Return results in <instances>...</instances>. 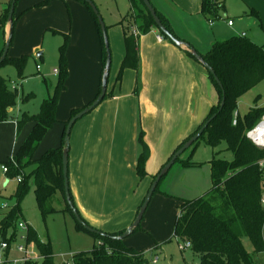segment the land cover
<instances>
[{
  "label": "trees",
  "instance_id": "trees-1",
  "mask_svg": "<svg viewBox=\"0 0 264 264\" xmlns=\"http://www.w3.org/2000/svg\"><path fill=\"white\" fill-rule=\"evenodd\" d=\"M50 1L43 0L37 4V7L47 6ZM77 1L86 6L94 18L101 37L103 59L106 64V50L98 20L92 9L85 2ZM129 4L130 10L120 23L124 29L125 56L117 76V84L121 85L125 70L136 71L135 95L138 97L141 71L140 37L147 35L154 28L158 29V27L144 5L143 0H129ZM224 5L222 0H201V13L207 20L212 18V20L217 21L221 19L220 13L225 11ZM9 11L7 6L2 16H0V30L5 29ZM156 11L166 29L180 39L173 31L168 19L157 9ZM253 13L258 17L257 12ZM132 26L138 32L137 36H135ZM160 34L164 39L171 42L161 32ZM188 55L192 57L190 54ZM201 55L213 68L223 85L225 105L223 110L219 112L224 96L214 77L209 74L210 80L218 92V103L211 108L207 118L197 130L176 148L172 156L213 115L217 114L204 134L193 146L197 147L201 140L205 141L206 145L213 149H218L225 145L227 151L232 153L233 160L221 159L218 157L220 153L217 152L214 154L209 163L211 189L199 198L184 199L179 202L175 236L181 239L186 247L189 245L188 248L200 257L201 264H259L256 257L264 254V208L261 205V198L264 192V175L258 167V162L264 159V150L258 148L247 137V133L264 116V107L253 108L243 116L235 112L237 111L240 97L264 81V47L253 43L245 36L234 37L231 40L214 43L207 54ZM24 63L25 59L6 58L1 65H14L21 77ZM59 65L61 71L58 73V83L53 94H48L47 98L44 99L40 112L36 115L24 113L15 120L18 134L30 123L34 124L33 129L20 146L17 154L7 161L1 162L3 166L8 167V173L6 174L8 181L22 177V181L18 182L15 192L18 205L13 207L1 221L0 235L3 237H5L7 229L13 224L15 216L21 211L20 203L29 190L30 177L35 179L36 203L44 218L56 212V209L49 207V204L51 205L54 202L57 193H61L66 202L62 160L63 145L59 149L47 151L40 159L34 160L35 154L46 134L58 122L59 99L62 92L66 89V82L69 77L65 46L60 51ZM100 92L101 85L98 95ZM113 96V92H107L104 100ZM18 98V90H12L8 81L0 76V123L10 120L11 112L16 108ZM33 98V94L23 96L22 102H29ZM83 108L73 109L70 119L76 116ZM70 119L66 123V128ZM138 143L141 147V152L138 156L136 172L141 182L148 175L146 164L151 154L150 148L144 140V133L141 130ZM182 156L175 164L179 163L186 169L201 167V165L191 161L190 158L182 159ZM26 169H31L30 175H24ZM160 184L155 192L160 189ZM72 201L74 203L73 197ZM66 206V209L62 211H69L74 217L67 202ZM74 206L77 209L75 203ZM80 216L89 225L81 214ZM77 225L80 230L89 233L78 222ZM140 226L137 230L140 229ZM100 232L104 233L105 236L89 233L95 239L94 246L90 251H82L73 255L74 264H150L145 253L126 246L124 241H118L113 238L121 236L125 230L113 234ZM26 239L27 245L36 244L40 256L44 257L43 264H55L50 242H41L37 233L31 227L27 231ZM246 240L250 242L253 248L252 253L247 250ZM4 242L10 243L6 238ZM25 264L33 263L27 262Z\"/></svg>",
  "mask_w": 264,
  "mask_h": 264
},
{
  "label": "rangeland",
  "instance_id": "rangeland-1",
  "mask_svg": "<svg viewBox=\"0 0 264 264\" xmlns=\"http://www.w3.org/2000/svg\"><path fill=\"white\" fill-rule=\"evenodd\" d=\"M151 2L171 18L178 30L185 31L194 41L192 43H197L195 44L197 46L201 45V49L205 51L209 50L215 41H227L243 34H246V37H254L257 41H262L260 37H262L264 29V0H225L226 11L220 13L222 19L215 20V26L212 28L209 27L208 21H205L200 15V0H151ZM11 3L12 0H0V15L4 5H7L10 10ZM28 3L32 4L28 7H32L38 2L36 3V0H18L15 11L14 36L7 56L8 59H25L23 74L20 77L12 64L0 65V76L5 78L10 86L16 85L19 92L17 106L11 112V118L16 119L24 113L36 115L40 112L44 99L48 94H53L58 83L59 74H55V70L61 71L60 51L65 46L69 77L66 89L59 99L57 119L67 120L71 111L80 108L89 97L87 91L95 81L92 70V65L95 62L94 54L92 48L87 47L90 52L88 58L85 57L84 40L74 30V18L79 20L78 15L71 12L64 3L59 0H51L47 6L33 7L18 20L23 12L22 8L26 7L25 9H27ZM94 3L107 27L120 24L129 10L128 0H94ZM87 12L90 15L88 10ZM253 12L259 14L261 21L253 16ZM7 15L9 14L7 13ZM80 19H82L81 16ZM228 19L232 20L234 27L228 26ZM93 25L97 30L94 21ZM153 30L157 31L156 28ZM156 34L151 37L150 35L146 36L148 45L143 44L141 48L143 52L153 47L152 45L156 42ZM5 41V29H2L0 30V58L4 51ZM260 46H264V42H261ZM112 50L110 81L114 80L119 67V52L117 53L114 44ZM37 65L41 67L40 71H37ZM132 80L133 75L130 85H132ZM136 83L137 81H135L132 96H136ZM128 85L125 79L123 91H129ZM142 88L141 61L140 93L138 97L136 96L137 98L140 97ZM30 94H33L34 98L23 103L22 97ZM255 107H264V83L240 97L235 113L243 116ZM200 121L201 119L196 117L189 126L195 128ZM203 121L204 119L201 122ZM13 123V120L0 123V135H2L0 137V228L4 216L18 205L15 192L19 182L18 179H11L5 183L7 176L3 172L1 162L7 161L17 154L20 145L31 131V126H26L17 135ZM162 127L164 130L171 126L164 125ZM57 128L56 125L48 131L34 159H39L49 149H54L57 145L60 139ZM163 143V146L158 148L160 150H158L157 157L150 160L146 171L160 167L162 154L167 146V142ZM226 148L225 145H222L218 149H213L203 140L197 147L192 146L182 156V159L190 158L201 167L185 170L179 163L172 167L169 174L162 180L160 189L154 193L140 229L124 240L125 245L145 253L152 264H201L200 257L175 236L179 202L184 199L199 198L211 189L209 163L216 152L220 153L218 157L221 159L233 160L232 153ZM169 160L157 172L153 173L152 178L147 181L146 189H149L151 183L154 182ZM30 173L31 169H26L24 175H30ZM49 207L56 209V212L44 218L36 203L35 179L30 177L29 190L20 203V213L15 216L5 237L0 235V260L4 264H16V261L24 258L25 255L18 251L20 246L28 247L30 257L39 254L36 244L27 245L26 235L30 227L37 233L41 242H50L55 264H64L73 255L82 251H90L93 248L95 243L93 235L80 230L69 211H62L67 207L63 199L57 197L51 205L49 204ZM20 223L26 225L28 229H20ZM5 238L10 241V248L7 252H2L1 244ZM245 244L247 250L252 253L253 248L250 242L246 240ZM256 259L259 264H264V254L258 255Z\"/></svg>",
  "mask_w": 264,
  "mask_h": 264
},
{
  "label": "crops",
  "instance_id": "crops-1",
  "mask_svg": "<svg viewBox=\"0 0 264 264\" xmlns=\"http://www.w3.org/2000/svg\"><path fill=\"white\" fill-rule=\"evenodd\" d=\"M41 1L43 0H36V3L38 2L37 4H39ZM59 1L64 3L66 7H69L71 12H75L78 15L79 20H75L74 18V30L84 40L85 57L88 58L89 56L88 53L90 51L88 48H92L94 54L95 62L92 65V70L95 81L92 83L89 91H87V96L89 97L80 107L82 108L94 101L100 90L101 77L105 66L102 41L98 29L96 30L93 25L94 18L86 6L77 0ZM222 1L225 4L226 11V2L225 0ZM37 4L28 7L32 5L28 3L27 9H25L26 7L22 8L23 12L18 20L33 7H37ZM6 6L4 5L0 16H2ZM154 8L168 19L175 34L182 41L190 45L192 44L193 46H191L199 53L203 55L207 54L213 44L219 42L215 41L209 50L206 49L207 51L201 49V45L197 46L195 45L197 43H192L194 41L190 39L185 31L176 28L166 13L155 6ZM252 10L255 11L254 9ZM200 15L205 21H208L209 27L215 26V23L210 25L212 18L207 20L202 15L201 0ZM80 16L82 19H80ZM253 16L261 21L259 14L258 17L255 14ZM230 21L232 20L228 19L227 23L232 28L234 24L230 26ZM132 29L133 31H137L133 26ZM155 33H157L155 44L152 45V48L146 49L143 52L141 49L143 44L148 45L146 36L150 35L151 37ZM147 35L141 36L139 41L143 88L140 97L137 98L134 95L132 96L134 84L137 81L136 71L131 69L125 70L121 85L117 84V76L125 56L124 29L120 24L108 27L111 53L113 51V44L117 53L119 52V67L114 80H109L108 85V92H113L114 96L104 100L89 115L76 122L70 136L69 185L74 203L79 213L88 221L90 226L105 233H118L126 230L132 224L140 205L145 200L146 194H148L151 187L146 189L148 185L147 181L152 178L153 173L157 172L170 159L176 148L203 123L201 121L207 118L211 108L217 104L219 98L218 92L210 80L209 73L201 64L186 52L164 39L159 29L156 32L152 30ZM242 36L246 37V34L237 37ZM262 37H260L262 41H257L254 37H248V39L260 46L261 42H264V29ZM132 75L133 80L132 85H130ZM125 79L127 85L129 84V91L127 92L126 90L123 91ZM262 83L264 81L259 85ZM70 116L67 120H58L54 125H57L60 134V139L54 149H59L63 145L66 123L70 119ZM196 117L201 119V123L199 122V125L195 128L189 126ZM16 119H13V126L17 133ZM164 125H170L171 127L163 130L162 126ZM26 126H31L32 130L34 124L30 123ZM140 130L143 131L145 142L151 152L146 168L150 160L157 157L158 150H160L158 148L163 146V142H167L166 149L162 154L160 167L147 171V177L141 182L136 172L138 156L141 152V147L138 143ZM184 169L191 170L195 168ZM57 197L65 201L61 193H57L55 200ZM36 256H40V253ZM7 257L8 253L6 260Z\"/></svg>",
  "mask_w": 264,
  "mask_h": 264
},
{
  "label": "water",
  "instance_id": "water-1",
  "mask_svg": "<svg viewBox=\"0 0 264 264\" xmlns=\"http://www.w3.org/2000/svg\"><path fill=\"white\" fill-rule=\"evenodd\" d=\"M85 2L93 11L94 15L96 16L98 20V24L100 26L105 50H106V64L103 70V74L101 77V92L100 94L95 98V100L88 106H85L76 116L70 119L68 122L66 131H65V137H64V142H63V178H64V189H65V198L66 202L71 209L76 221L86 229L89 233L93 234H101L104 235V233L100 232L99 230L93 228L92 226H89L84 220H82L78 210L75 208L74 203L72 201V196H71V190H70V185H69V151H70V136L72 132V128L78 122L81 120L83 117L89 115L92 111H94L105 99L106 94L108 92V85H109V79H110V71H111V66H112V53H111V48H110V42H109V37H108V30L107 26L104 22V19L100 15V12L98 11L94 1L92 0H80ZM18 0H12L9 15H8V20L5 26V35H6V41H5V47L3 54L0 58V65L6 60L10 46L13 40L14 36V20H15V10H16V4ZM144 5L146 6L147 10L150 12L152 18L155 21L156 26L160 30V32L165 35L175 46L180 48L182 51L190 54L199 64H201L207 72L214 77L215 82L219 86V88L222 90L223 93V101L220 105L219 112H221L224 108L225 105V91L223 88V85L220 81V79L217 77L215 71L213 68L205 61L203 56L195 49L193 48L190 44L176 38L172 33H170L166 27L163 25L161 19L157 15V11L154 8L153 4L151 3L150 0H143ZM217 114L213 115L201 128L198 130V132L192 136L177 152L174 153V155L170 158V160L167 162V164L162 168L160 173L157 175L155 178L154 182L152 183L148 194L135 218V220L132 222V224L125 230V232L121 236L113 237L115 240L118 241H124L127 238H129L131 235L135 233L137 228L140 226L144 215L148 209V206L152 200V197L158 188L161 180L170 172L172 167L175 165L177 160L187 151L189 150L199 139L200 137L204 134L205 130L208 128L210 123L216 118ZM10 120H13L10 118Z\"/></svg>",
  "mask_w": 264,
  "mask_h": 264
},
{
  "label": "built area",
  "instance_id": "built-area-1",
  "mask_svg": "<svg viewBox=\"0 0 264 264\" xmlns=\"http://www.w3.org/2000/svg\"><path fill=\"white\" fill-rule=\"evenodd\" d=\"M214 24V20L210 21V25ZM233 22L230 21L229 25L232 26ZM134 34L135 36H137L138 32L134 30ZM162 39V38H160ZM37 70L40 71L41 67L37 66ZM56 74H58V71H55ZM11 89L12 90H17V86L16 85H11ZM247 137L260 149L264 150V116L261 118V120L259 121V123L251 130L247 133ZM258 167L260 169V171L263 173L264 175V159H262L261 161L258 162ZM3 172L5 174L8 173V167L7 166H3ZM18 181L21 182L22 181V177L18 178ZM261 205L264 208V192L261 198ZM19 228L26 230L28 229L26 225H24L23 223L19 224ZM27 240V239H26ZM9 243L7 242H3L1 244V250L2 252L6 251L9 249ZM187 247H189V245H187ZM18 251L20 253H23L25 256L23 259L16 261V264H25L27 262H32L33 264H43V260L44 257L43 256H29L27 253V247L24 246H20L18 248ZM0 264H4V262L2 260H0ZM64 264H74L73 261V256L68 259ZM152 264V262L150 263Z\"/></svg>",
  "mask_w": 264,
  "mask_h": 264
}]
</instances>
